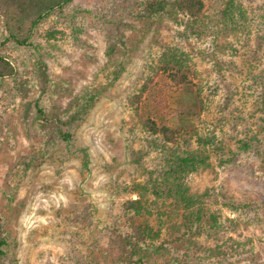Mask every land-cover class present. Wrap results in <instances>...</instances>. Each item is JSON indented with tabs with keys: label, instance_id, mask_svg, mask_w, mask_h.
I'll return each instance as SVG.
<instances>
[{
	"label": "rangeland",
	"instance_id": "374dc122",
	"mask_svg": "<svg viewBox=\"0 0 264 264\" xmlns=\"http://www.w3.org/2000/svg\"><path fill=\"white\" fill-rule=\"evenodd\" d=\"M105 2L73 0L63 16L46 19L36 40L46 44L49 38V56L46 49L35 52L12 43L1 49L20 79L0 80V214H8L3 231L15 239L7 246L8 256L0 255V264H68L63 258L70 253L79 263L85 257L91 264H122L125 251L112 232L114 226L124 229L129 224L124 216L129 201L139 200L143 206L135 222L146 221L155 230L190 212L181 199L157 196L151 183L146 184L150 174L162 182L163 165L173 151L208 158L211 165L172 175L167 186H180L196 200L193 207L203 209L206 218L215 216L218 224L194 237L190 258L182 249L175 259L174 249L148 256L147 261L264 264V130L258 125L263 115L259 94L264 79V0H235L233 18L227 27L220 23L216 40L214 33L189 31L181 14L178 21L163 16L147 27L135 21L136 30L125 32L130 50L124 54L119 49L113 57L106 54L109 38L94 15ZM71 22L80 28L75 33L86 39L85 48L71 42ZM3 24L0 15V37ZM50 31L58 33L50 36ZM165 48L178 55L179 69H165ZM41 56L50 76L70 81V91L59 83V92L43 97L47 114L66 119L79 108L86 87L98 92L82 118L71 127L60 124L72 130L73 148L88 149L90 163L84 168L81 155L57 146L42 157L38 152L40 165L22 177L24 162L39 143L36 130L24 126L28 116L23 107L40 92L27 80ZM181 69L187 80L201 87L203 105L192 117L196 129L188 134L178 97L163 100L159 91L163 80L172 83L171 71ZM163 116L167 127L181 131L179 139L165 142L147 122L152 118L161 124ZM209 136H215V143L205 142ZM241 140H250L249 147Z\"/></svg>",
	"mask_w": 264,
	"mask_h": 264
},
{
	"label": "trees",
	"instance_id": "16d2710c",
	"mask_svg": "<svg viewBox=\"0 0 264 264\" xmlns=\"http://www.w3.org/2000/svg\"><path fill=\"white\" fill-rule=\"evenodd\" d=\"M73 0H0V15L4 20L3 32L0 37V51L7 44L12 43L15 47L34 48L33 51L46 49L45 45L50 47L47 42L50 43L49 38H46L42 43L36 40V35L39 34V28L41 25L51 17L52 15L63 16V12L69 10ZM105 5L100 11L95 12L97 21H101L100 27L103 29L105 37L109 38V45L106 49L108 57L115 56V53L122 49L124 54L130 50L128 39L125 36L127 30H136L135 21L143 22L148 26L149 22L153 23L163 16L172 18V20L178 21L177 15L181 14L184 20V24L189 31H192L198 35L203 32L209 34H215V40L219 34L220 23H223L224 27L228 26V21L233 18V8L235 7V0H216L217 3L206 4L208 0H105ZM111 9V10H110ZM69 27H73L69 33L70 40L78 47L85 48L87 45L86 39L75 33L80 28L74 23H70ZM56 31H50L48 34L54 36ZM61 33V32H59ZM166 50V48H165ZM47 55H51L50 49L45 50ZM167 51V54H166ZM164 52L161 61L166 70L179 69L181 62L178 59L173 50L169 48ZM118 59V58H116ZM49 67L47 66L43 56L36 59L35 68L31 78L27 81L33 83V85L39 89V94L29 101L23 108L25 116L24 126L30 125L35 131L34 137H37L38 144L33 145L34 152L32 156L25 160L22 168V177L29 170H35L38 168V160L36 158L38 152L42 155L53 151L57 146H64L68 151L78 153L81 155L82 164L84 168H89L90 157L86 147L79 146L73 148L71 143L73 132L70 129L60 127L61 123L72 126L77 119L82 118L93 102L96 100L98 92H93L90 88L86 87L83 93L79 95L81 104L79 108L74 110L66 119L54 116L53 114H47L45 105L43 104V97L57 93L60 90L57 88L59 83H66L65 90L70 91V81L57 76H50ZM18 70L13 64L12 60L7 55L0 52V80L8 78L13 81L18 79ZM169 78L172 83L163 80V84L159 91L161 97L165 98L178 97V112L186 117L183 123V127L187 130L186 133H191L196 129V125L193 123L192 117L202 109L201 87H196L192 81L186 79L183 70L171 71ZM15 79V80H14ZM20 79V76H19ZM26 81V80H23ZM22 81V82H23ZM51 82L55 85V89L51 90ZM26 83V82H25ZM262 92L259 94L261 107L263 109L258 125L264 130V79L262 80ZM57 86V87H56ZM176 97V98H177ZM165 102L162 103V105ZM168 107H171L169 105ZM168 111V108H167ZM31 119V120H30ZM163 121L158 122L156 119L147 118V122L154 125L155 132L159 131L165 142H171L179 139L181 134H178L180 130L167 127L168 123ZM160 124V125H159ZM159 125V126H158ZM55 128H52V127ZM57 129V134L55 130ZM181 132V131H180ZM178 135V137H177ZM215 136L205 141H211L215 143ZM203 140L200 138V142ZM159 140L154 139V143H158ZM2 141L0 140V145ZM4 143V142H3ZM205 143V144H206ZM249 141L241 140L243 147H249ZM73 148V149H72ZM169 160H166L162 169V182L154 179L150 174V180L146 184L151 183L152 187L156 191L157 196L170 195L174 198L181 199L186 203V207L189 209V214L185 218H181L178 221L177 218L168 219L160 225L159 229H154L146 221H137L136 216L141 214V206L139 200L129 201V206L126 207L124 216H128L127 221L129 224L124 226V229H120L118 226H114L112 232V238L115 243L125 251V255L122 259V264H154L148 262V256L163 255L166 252L172 253L175 249L177 254L175 259H180L179 251L184 249V252L189 255V245L196 242V236L202 235L203 232H209V229L215 228L217 222L215 216L213 218H206V214L200 207H193L195 199L184 194L182 188L177 185H169L170 176L179 175L189 171H195L200 164L209 166L211 163L206 156L199 153L182 154L179 156L175 151L168 155ZM176 158L178 159L176 161ZM176 161V162H175ZM146 169V168H145ZM165 171V172H164ZM159 180V179H158ZM141 184V183H139ZM160 185V186H159ZM177 187V188H175ZM154 191V192H155ZM12 191L8 194V201L12 199ZM140 204V205H137ZM235 205V204H233ZM185 207V208H186ZM212 222H210V220ZM8 214H0V255L7 257V246L12 244L15 239L9 233L3 231L9 224ZM13 238V239H12ZM193 239L195 242H193ZM151 251V252H150ZM150 252V253H149ZM67 256L69 258H63V261L68 264H91L88 259L82 257L81 262L77 261L75 254L70 253Z\"/></svg>",
	"mask_w": 264,
	"mask_h": 264
}]
</instances>
